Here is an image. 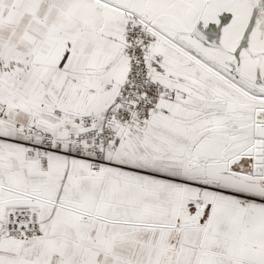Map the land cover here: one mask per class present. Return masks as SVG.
<instances>
[{"label": "snow or ice", "instance_id": "obj_1", "mask_svg": "<svg viewBox=\"0 0 264 264\" xmlns=\"http://www.w3.org/2000/svg\"><path fill=\"white\" fill-rule=\"evenodd\" d=\"M0 264H264V0H0Z\"/></svg>", "mask_w": 264, "mask_h": 264}]
</instances>
